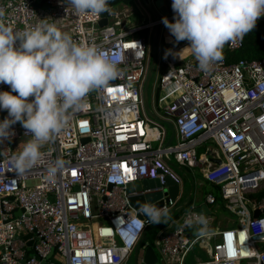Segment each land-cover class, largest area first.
<instances>
[{
    "label": "built area",
    "instance_id": "2783aa9c",
    "mask_svg": "<svg viewBox=\"0 0 264 264\" xmlns=\"http://www.w3.org/2000/svg\"><path fill=\"white\" fill-rule=\"evenodd\" d=\"M0 8L3 23L15 29L54 23L73 40L115 57L118 68L106 87L83 98V108L44 146L36 166L18 175L0 160V264H127L153 223L129 205L133 194H126V186L157 181L155 193L172 180L179 188L177 197L152 203L162 201L171 217L182 182L174 165L187 171L200 168L223 207L239 221L236 227L210 231L209 220L193 207L175 227L170 218L158 239L164 264H185L196 247L206 254L202 264H264V59L227 63L222 57L202 70L195 57L190 60L188 41L167 47L174 37L162 17L131 28L125 22L129 10L117 6L109 7L105 26H99L100 15L76 14L68 0H0ZM167 18L173 19V11ZM155 27L157 40L164 27L165 44L157 41L160 64L154 88L157 83L161 114H154L171 123L177 140L167 148V129L146 115L142 96L149 68L147 35L152 37ZM243 38L225 44L222 53L238 51ZM0 90L10 89L0 83ZM6 116V110L0 111V120ZM12 127L15 134L0 145L8 154L28 139L19 123ZM204 143L214 144L221 155L207 167L198 154ZM57 158L64 167L50 182L47 168ZM204 200L210 206L217 201L211 193ZM256 210L260 214L254 218ZM189 215L206 220L202 236L192 232L199 224L185 226Z\"/></svg>",
    "mask_w": 264,
    "mask_h": 264
},
{
    "label": "clouds",
    "instance_id": "9594fccd",
    "mask_svg": "<svg viewBox=\"0 0 264 264\" xmlns=\"http://www.w3.org/2000/svg\"><path fill=\"white\" fill-rule=\"evenodd\" d=\"M76 14L99 16L109 11V0H68ZM173 19L161 22L176 42L185 47L202 70L222 59L225 44L243 38L264 16V0H171ZM0 8V83L10 90H0V145L15 134L19 123L28 137L18 152L8 154L0 148V160L18 175L36 166L42 149L62 131L71 116L83 108V98L100 90L117 77L115 57L100 47L77 42L54 23L41 22L15 29L3 23ZM15 93V94H13ZM57 158L47 168L46 179H55L64 167ZM140 213L146 222L167 223L169 210L151 203L142 204ZM185 226L199 224L196 235L207 228L203 217H186ZM133 231H138L132 225Z\"/></svg>",
    "mask_w": 264,
    "mask_h": 264
},
{
    "label": "water",
    "instance_id": "95a60500",
    "mask_svg": "<svg viewBox=\"0 0 264 264\" xmlns=\"http://www.w3.org/2000/svg\"><path fill=\"white\" fill-rule=\"evenodd\" d=\"M137 4H139L142 8H144L152 17H154L153 18L154 20H158L160 17H167L172 13L171 0H129V5H131L134 9H137ZM34 7L37 8L38 5L34 4ZM45 8H47V6H45ZM102 16L103 13L100 14L101 20L99 22V26H105L107 24L106 19L103 18ZM223 51H225L224 48ZM150 57L151 58H150L149 68L144 81L143 91H142L144 110L148 117H150L151 119L155 120L160 124H164L167 126L170 132V136L165 144V147L167 148L170 146L174 138L173 126L171 125L170 122L159 118L154 113H151L148 108V100H147L148 84L149 81L151 80L153 69L155 68L157 63V27L154 28L151 38ZM83 141L85 142L87 140L84 139ZM180 170H183V168H180ZM158 187L159 186L157 181H152V180H142L128 184L126 186L125 192L128 195L133 194V196L128 197L129 205L134 210H140L142 204L145 203L152 204L156 200H159L163 196H167V195L171 199H175L178 195L179 188L170 179H167L166 181V187L168 188L164 189L162 192H155V193L151 192L154 188H158ZM189 197H190V192L188 194V198ZM153 205L161 207L162 201H159ZM197 211L200 213L202 212L208 216L210 215V211L205 206L199 208ZM236 211L238 210L235 209L234 212ZM259 214L260 212L256 210L253 212L252 216L256 218L259 216ZM16 215H19V213H16ZM140 217H144V216L141 214ZM158 227L159 225H154L151 229H156ZM146 231L147 229L145 230V232ZM145 232L133 252V264H164L162 259L159 257V254L156 252L155 247L151 243L146 244L144 237ZM27 246L29 247L31 246V244L28 243ZM23 263L24 261H22V264Z\"/></svg>",
    "mask_w": 264,
    "mask_h": 264
},
{
    "label": "crops",
    "instance_id": "0c3cea01",
    "mask_svg": "<svg viewBox=\"0 0 264 264\" xmlns=\"http://www.w3.org/2000/svg\"><path fill=\"white\" fill-rule=\"evenodd\" d=\"M119 6H122V8H127L129 10V12H128L129 17L125 20V22H126L127 26H129L131 28L142 27L146 23L144 20L152 19V17H150V14L144 8H142L139 4H137V9H134L131 5H129V6L119 5ZM119 6H117V7L119 9H122ZM137 13L141 14L142 16L140 17L139 14H137ZM143 22H145V23H143ZM201 148H203V152L200 153L199 156H200V159L202 160L203 164L206 167L209 163L218 162L217 157L221 158V155H220L218 149L216 148V146L214 144L204 143L200 146L199 149H201ZM175 167H178V166H175ZM173 169H174V167H173ZM175 170L178 172H182V176L178 174L182 178V180H183V178H186V177L190 179L192 191H190V197L188 198V195H187V200L183 201V202H181V200H180L181 194H179V198L176 202L175 210L176 211L178 209H181V210H180L179 217L177 219L172 220L174 225L176 224V222H178L180 220L181 214L187 212L188 210H190L191 207H193L196 213L203 215L204 217H206L209 220V222H210L209 223L210 224L209 230L210 231H212L213 229L218 230V229H216L215 225H213V223H211L210 217L208 215H206L202 212L200 213L197 211L199 208H201L203 206H205L209 210V206H210V205L206 204V202L204 200V196L202 194V188L204 186V183L202 182V181H204L203 176H201L200 179H196V176L194 173L195 170L198 171L199 173H201L200 168L193 169L191 172L184 171L185 169L180 170V167L178 169L175 168L174 171ZM180 193H181V191H180ZM156 225H161V224L157 223ZM171 226H172V224H171ZM166 229H168V227H166ZM147 231L145 232V235H144L145 238L147 237ZM195 231H196V229L192 230L193 233H195ZM162 233H164V232H158L157 234H154L151 238L152 239L151 244L155 247V250L157 253H158V239ZM205 259H206L205 252L201 248L196 247L186 255V257L184 258V263L185 264H202L205 261Z\"/></svg>",
    "mask_w": 264,
    "mask_h": 264
},
{
    "label": "rangeland",
    "instance_id": "374dc122",
    "mask_svg": "<svg viewBox=\"0 0 264 264\" xmlns=\"http://www.w3.org/2000/svg\"><path fill=\"white\" fill-rule=\"evenodd\" d=\"M102 14V13H101ZM139 14V13H137ZM139 16L141 17L142 15L139 14ZM138 16V17H139ZM103 18L106 19L107 21V14L106 12L103 13ZM150 17H152L150 15ZM154 17H152V19H149V20H154L153 19ZM149 20H144L146 23L149 22ZM143 22V23H145ZM158 40L160 42V45H164L165 41H164V27L162 29H159V32H158ZM151 34L147 35V42H148V47H149V51H148V57H149V63H150V47H151ZM183 41H179V42H176L175 40L173 41V43H169L167 45L168 48H173L175 45L181 43ZM160 51L157 50V62L160 64ZM190 60H194V56L191 57ZM157 64V63H156ZM158 65V64H157ZM155 66V68L153 69V72H152V77H151V80L149 81V84H148V88H147V100H148V108H149V111L151 113H160V110L157 108V93H156V88H157V83L155 85V88H154V84L156 82V79H157V76H158V66ZM166 129H167V135L168 137L170 136V132L167 128V126L165 125ZM18 141L17 142H13L12 145L13 146H17L18 145ZM177 143V140L176 139H173L172 140V143L171 145L174 146L175 144ZM203 152V148L199 149L198 150V154L202 153ZM171 164H173L172 160H171ZM174 169L175 168H179V167H175V165L173 166ZM176 171V170H175ZM184 171H187V170H184ZM177 174L181 175L182 176V172H178L176 171ZM191 172V171H189ZM195 173V176H196V179H200L202 174L199 173L198 171H194ZM204 183V186L202 188V194L203 196L205 197V195H207L208 193H211L214 195V197L216 198V205H213V206H209V211H210V220H211V223H213V225H215L216 229L218 230H222L224 228H230V227H236L238 226V221H239V216L229 212L228 210H226L224 207H223V203L220 199V194L218 192V190L214 187H212L211 185H209L208 183H205L204 181H202ZM191 189V184H190V179L189 178H183L181 184H180V191H181V196H180V200L181 202L183 201H186L187 200V195L189 194L190 190ZM161 225H159L158 228H156L155 230H148L147 231V237L145 238V242L146 244H150L152 242V236L154 234H157L158 232H166L167 229V225L163 223H160ZM172 227H175V225H173ZM196 233V231H195ZM127 264H133V254L130 256V259L127 260L126 262Z\"/></svg>",
    "mask_w": 264,
    "mask_h": 264
},
{
    "label": "trees",
    "instance_id": "16d2710c",
    "mask_svg": "<svg viewBox=\"0 0 264 264\" xmlns=\"http://www.w3.org/2000/svg\"><path fill=\"white\" fill-rule=\"evenodd\" d=\"M119 5L128 6L129 0H109V7H116ZM146 33L147 31L140 32V34L144 35ZM222 57L227 63H236L240 60L260 61L264 59V19L257 20L256 27L251 32L244 35L242 47L238 51L223 52ZM180 210L181 209L175 210L171 215V219H177ZM154 225L156 224L147 227V230H155L151 229Z\"/></svg>",
    "mask_w": 264,
    "mask_h": 264
},
{
    "label": "snow or ice",
    "instance_id": "6c2138e0",
    "mask_svg": "<svg viewBox=\"0 0 264 264\" xmlns=\"http://www.w3.org/2000/svg\"><path fill=\"white\" fill-rule=\"evenodd\" d=\"M109 93H111L113 90L111 88L108 89ZM125 171L128 172L130 171L128 168H125ZM230 254H231V249H230Z\"/></svg>",
    "mask_w": 264,
    "mask_h": 264
}]
</instances>
